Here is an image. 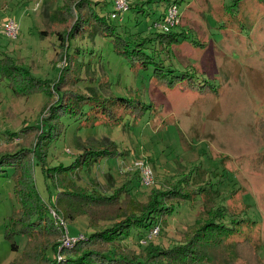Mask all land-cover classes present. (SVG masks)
<instances>
[{
    "label": "rangeland",
    "instance_id": "374dc122",
    "mask_svg": "<svg viewBox=\"0 0 264 264\" xmlns=\"http://www.w3.org/2000/svg\"><path fill=\"white\" fill-rule=\"evenodd\" d=\"M62 1L0 0V153L21 146V136L12 137L13 132L24 124L38 123L41 112L54 100L55 93L48 92L46 84L52 86L63 59L58 58V39L50 28L57 24L54 28L64 33L71 22L60 14L57 5ZM127 1H141L148 13L127 7L113 21L135 37L157 31L150 20L163 10L165 0ZM177 1L179 15L172 30L182 32V37L154 42L152 51L176 72L187 70L197 80L195 87L166 86L152 76L151 67H137L118 53L107 37L87 32L78 35L71 42L85 52L75 57L79 78L70 85L88 95L137 96L150 101L151 111L134 121L126 115L119 123L91 125L83 123L85 115L63 116L56 138L35 155L32 178L41 197L54 203L58 187L47 167L69 163L91 142L106 137L122 155L101 157L77 171L71 175L76 184L109 192L128 181L132 197L140 201L151 189H164L176 181L182 190L203 186L192 200L173 202V211L158 218L160 233L151 241L179 240L184 230L203 219V204L221 205L233 217L252 220L242 222L248 223L240 237H247L251 245L257 243L256 249L237 243L232 264H264V139L258 129L264 120V0ZM110 5L108 1L103 10ZM8 18L19 22L15 36L3 29ZM140 26L146 32H135ZM4 61L19 67L24 83L15 85L1 70ZM29 78L44 84L29 88ZM135 160L150 167L149 184L141 182ZM11 171L0 174V264H32L21 261L26 235L16 230L21 204ZM46 212L53 222L48 207ZM64 224L69 235L86 231L82 216L64 219ZM54 228L53 235L48 230L39 234L58 241L60 232ZM12 240L16 249L11 247ZM126 243L139 254L143 252L134 243Z\"/></svg>",
    "mask_w": 264,
    "mask_h": 264
},
{
    "label": "trees",
    "instance_id": "16d2710c",
    "mask_svg": "<svg viewBox=\"0 0 264 264\" xmlns=\"http://www.w3.org/2000/svg\"><path fill=\"white\" fill-rule=\"evenodd\" d=\"M108 1L112 5V0H63L57 5L62 18H71V22L64 33L54 28L57 24L50 28L58 39V58L63 59L58 77L52 86L47 88L46 84L48 92L55 93L54 100L41 112L38 123L24 124L19 131L13 132L12 137L21 136V146L0 153V174H8V170L12 169L15 192L21 204L16 227L17 231L26 235L21 261L30 260L32 264H218L216 261L232 264L237 243L245 242L254 249L257 243L253 242L251 245L247 237H240L244 233L243 225L248 223L242 222L252 220H248V217H233L227 213L225 206L221 205L212 208L203 204L205 216L199 223L184 230L179 240L169 243L152 242L154 237H149L150 240L144 245L138 241L156 224L159 217L173 211L174 201L192 200L203 186L182 190L181 184L176 181L164 189H151L146 199L140 201L132 197L133 190L128 181L112 187L109 192L89 184L80 186L73 181L71 175L87 169L101 157L122 155L121 151L116 150L115 143L106 137L91 142L88 147L76 153L69 163L47 167L58 187L54 203L43 199L36 188L31 174L35 155L44 152L48 143L56 138L63 124V116L85 115L83 123L91 125L96 122L119 123L126 115L134 121L146 111H151L150 101L145 102L137 96L88 95L70 85L76 83L79 78L75 57L85 52L84 48L71 42L78 35L87 32L100 33L107 37L118 53L137 67H151L152 76L166 86L195 87L197 80L193 79L187 70L176 72L177 69L165 66L162 58L156 59L152 51L154 42L177 41L182 32L156 28L155 32L150 31L141 37H135L122 27L123 24L113 21L120 18L123 11L110 17L111 5L107 10H103ZM168 2L171 0H165L163 10L151 18L150 26H153L154 21L161 20ZM142 6L141 1L128 3V7L138 10L139 13H148ZM135 32H146V27L140 26ZM4 63L1 64V70L7 72L12 82L15 85L24 83L25 79L20 76L19 67L9 64L8 61ZM37 84L42 86L44 83L36 78H29L27 82L29 88H34ZM24 86L26 87V83ZM258 126L264 139V120ZM15 133L17 135H14ZM49 203L55 206V210L65 220L84 217L86 231H77L74 234L76 238L70 245H60L59 240H48V236L39 234L42 231H50L53 235L55 232L54 223L46 212ZM225 216L227 221L223 219ZM102 220L110 222L101 225L99 222ZM157 233H160L159 229ZM127 241L134 243L137 249H142L143 252H136L127 245ZM11 247L17 248L14 240Z\"/></svg>",
    "mask_w": 264,
    "mask_h": 264
},
{
    "label": "built area",
    "instance_id": "2783aa9c",
    "mask_svg": "<svg viewBox=\"0 0 264 264\" xmlns=\"http://www.w3.org/2000/svg\"><path fill=\"white\" fill-rule=\"evenodd\" d=\"M127 7H128L127 0H112L111 12L109 13L110 17H114L118 12L126 10ZM178 15H179V11L177 8V1L171 0V2H168L166 4L161 20L154 21L152 25L155 28H160L163 30H169V29L171 30L173 27H175ZM3 29L7 34L11 36H15L19 29V22L14 18H8L3 23ZM134 164H136L137 168H139L140 176L142 179L141 182L143 184H149L152 178V171L150 167L142 160H135ZM52 206L53 205L49 203L48 210H50V212L54 215L53 223L60 232V237H59L60 245H70L71 242L76 238V236L68 234L67 228L64 224L63 217L55 209H53L54 206L53 207ZM157 232H158V226L154 224L147 230L144 236L139 238L138 241L140 243H143L147 240V238L152 237Z\"/></svg>",
    "mask_w": 264,
    "mask_h": 264
}]
</instances>
